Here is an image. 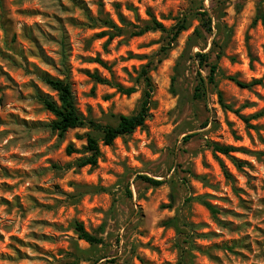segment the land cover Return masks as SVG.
<instances>
[{
    "label": "clouds",
    "instance_id": "clouds-1",
    "mask_svg": "<svg viewBox=\"0 0 264 264\" xmlns=\"http://www.w3.org/2000/svg\"><path fill=\"white\" fill-rule=\"evenodd\" d=\"M82 2L0 0V264H264V0Z\"/></svg>",
    "mask_w": 264,
    "mask_h": 264
},
{
    "label": "rangeland",
    "instance_id": "rangeland-1",
    "mask_svg": "<svg viewBox=\"0 0 264 264\" xmlns=\"http://www.w3.org/2000/svg\"><path fill=\"white\" fill-rule=\"evenodd\" d=\"M73 3L75 6L77 7H81L82 10H85L86 12L87 10V6L83 4L82 0H73ZM3 4H0V12L3 11ZM10 25H11V21L8 19H3L2 21H0V28H4L5 31V38H4V47L6 49H8L9 51L13 52L16 55H20L22 60H25L27 63H32L33 67L35 68L36 65L33 63V61L28 60L26 57L23 56V45L20 43V41L17 40V37L15 34H12L11 36L8 35V32L10 30ZM23 40L32 43L34 46L37 47V51L40 53V60L42 62H46L47 60H50L51 57L47 56V50L44 49L43 47H41L39 45V41H37L35 39V37L30 33V32H26L23 37ZM54 39V38H52ZM0 55H6L5 53H0ZM251 55V53H250ZM40 73L44 76L49 75L48 73H45L42 69L39 70ZM81 71L87 72V69H82ZM5 76H7V73H3ZM8 79L10 81H12L13 83H15V81L12 80V77H8ZM55 79V78H54ZM260 116H264V109H262L261 111L252 114L251 118L256 119L259 118ZM245 123H247L245 121ZM231 147V146H229ZM227 211V210H225ZM214 215V214H213ZM9 247H12L11 245H9ZM15 251L17 252L18 257H22L25 256L26 254L21 253L20 250L17 248L15 249ZM7 254L6 253H0V257H6ZM8 259H12V257H7Z\"/></svg>",
    "mask_w": 264,
    "mask_h": 264
},
{
    "label": "trees",
    "instance_id": "trees-1",
    "mask_svg": "<svg viewBox=\"0 0 264 264\" xmlns=\"http://www.w3.org/2000/svg\"><path fill=\"white\" fill-rule=\"evenodd\" d=\"M215 71V69L213 68V72ZM95 78H97L98 79V77H95ZM256 82H258V81H256ZM50 86L53 88V89H61L63 86H62V84H60V83H57V82H55V79L53 78V82L50 84ZM239 87H245L244 85H238ZM58 95H61L62 97H63V103L65 104V105H68V97L66 96V95H64V93L61 91V92H58L57 93ZM49 107H51V105H49ZM247 122V121H246ZM230 148V147H229ZM218 151H221V152H227L228 151V149H226V148H223V147H221V148H218L217 149ZM215 211H216V209L215 208H213V210H212V214H214L215 215Z\"/></svg>",
    "mask_w": 264,
    "mask_h": 264
}]
</instances>
